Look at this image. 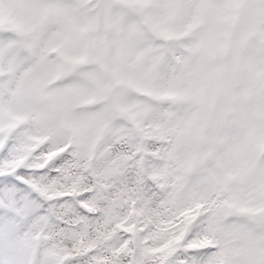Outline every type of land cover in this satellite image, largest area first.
Returning <instances> with one entry per match:
<instances>
[{
    "label": "snow or ice",
    "instance_id": "snow-or-ice-1",
    "mask_svg": "<svg viewBox=\"0 0 264 264\" xmlns=\"http://www.w3.org/2000/svg\"><path fill=\"white\" fill-rule=\"evenodd\" d=\"M0 264H264V0H0Z\"/></svg>",
    "mask_w": 264,
    "mask_h": 264
}]
</instances>
